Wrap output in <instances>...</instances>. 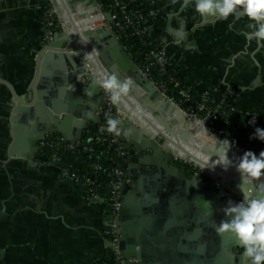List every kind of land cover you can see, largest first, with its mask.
Segmentation results:
<instances>
[{
  "label": "crops",
  "instance_id": "0c3cea01",
  "mask_svg": "<svg viewBox=\"0 0 264 264\" xmlns=\"http://www.w3.org/2000/svg\"><path fill=\"white\" fill-rule=\"evenodd\" d=\"M41 12L42 0H0V79L10 83L22 98L28 97L37 74L38 52L43 47ZM251 23L245 15L201 17L195 11V0H155L146 30L186 74L192 88L206 91L218 85L223 93L235 98L244 114H258L264 113V42L249 35ZM81 25L84 29L96 27L84 22ZM99 49L104 46L99 45ZM133 103L131 107L121 100L118 107L135 116L140 112L162 129L150 112ZM14 111L13 94L0 83V264H113L111 219L106 205L87 198L81 185L64 174L66 169L85 166L89 155L70 152L51 158L38 151L35 164L19 156L23 146L11 155ZM96 125L90 122L89 127ZM194 129L192 126L189 130ZM178 140L185 147L191 142L207 151L205 155L214 163L224 158L201 131L195 136L183 132ZM129 166L135 164L128 157L126 167L134 178L123 195L138 190L137 182L144 174L138 198L148 196L145 202L152 204L148 206L150 217L157 218L151 213L156 200L162 211L160 217L172 221L175 216L181 223L184 231L178 251L185 247L184 242L195 238L198 251H203L206 243L212 253L217 222L205 225L197 215L203 200L185 199L175 204L163 176H157L155 170L142 173ZM196 194L199 196L200 191ZM151 226L146 230L158 229L157 224Z\"/></svg>",
  "mask_w": 264,
  "mask_h": 264
},
{
  "label": "water",
  "instance_id": "95a60500",
  "mask_svg": "<svg viewBox=\"0 0 264 264\" xmlns=\"http://www.w3.org/2000/svg\"><path fill=\"white\" fill-rule=\"evenodd\" d=\"M58 1L68 27L65 28L66 32L58 31L38 52L37 74L28 97L22 98L10 83L0 79V83L10 88L15 101V111L11 119L14 137L11 155L17 147L23 146L24 151L19 153V156L35 164L39 143L54 134L61 135L76 147L90 122L99 125L103 116L107 115L106 111L99 113L105 103L102 88L98 87L96 82L112 74L121 80L130 78L133 86L127 95L122 97V101L131 107L133 102L141 105L152 114L162 129L140 112L135 116L122 108L126 115L115 111L113 118L120 121L121 136L125 140L124 148L130 154L129 160L135 164V167L129 168L139 169L142 173L155 170L157 176H163L164 181H161L170 187V198L175 204L179 200L202 199V208L197 211V215L202 217L205 225L212 222H217L218 225L220 220L225 219L222 209L227 206L229 200L235 201L233 196L222 195L217 187L199 174L190 176L185 169L171 160L168 150L179 153L210 173L220 176L224 184L230 185L232 192L241 194L237 188L240 174L234 164L226 171L218 166L224 164L227 167L225 150L228 145L221 144L222 140L214 143L224 155L218 163L208 159L205 155L207 151L201 150L191 142L185 143L193 151L185 147L178 140L179 134L184 132L195 136L203 127L197 125L194 119L143 73L110 27H82L83 20L99 12V0ZM242 15L244 13L241 11L240 16ZM106 18L111 21L110 14H106ZM69 29L75 36L73 39L67 35ZM99 45H103L104 49L100 50ZM88 92L92 95H87ZM192 126L195 127L193 131L189 130ZM195 151L202 152L203 155ZM244 152L233 145L228 155L235 161ZM143 175L137 182L139 189L142 188ZM129 187H132V184L124 185L123 191ZM139 189L135 192L128 191L125 195L122 193L118 220L121 238L118 245L125 264H248L241 259L240 253L243 249L239 240L231 233L220 236L215 232L212 253L206 243L203 251H198L195 238L184 242L185 247L178 251L181 248L180 236L184 231L181 223L175 216L172 221L160 217L162 211L159 210L160 204L156 200L154 211L151 213L157 218L150 217L148 206L152 204L145 202L148 196L138 198ZM196 190L200 191L199 196ZM205 200H212V207H208ZM148 226H156L158 229L147 231ZM205 240L204 242H208Z\"/></svg>",
  "mask_w": 264,
  "mask_h": 264
},
{
  "label": "built area",
  "instance_id": "2783aa9c",
  "mask_svg": "<svg viewBox=\"0 0 264 264\" xmlns=\"http://www.w3.org/2000/svg\"><path fill=\"white\" fill-rule=\"evenodd\" d=\"M103 0H99L97 8L99 12L94 16L99 17L107 22V27H110L116 37L120 41L119 34L117 33V29L119 31H124L127 26L135 28V34L142 38L146 35V21L147 17L142 12L129 13V6L140 0H111L108 8H105L102 4ZM142 1V0H141ZM145 1V0H143ZM148 1V0H146ZM153 5L155 4V0L152 1ZM61 6L59 5L58 0H42V12H41V20H42V44L43 47L46 46L47 41L52 40L55 34L59 32H66L65 28L68 27V22L63 13H61ZM106 14H110L111 21H108L106 18ZM67 35L70 39H73L75 36L72 30L69 29ZM160 51L155 52L151 51L150 56L156 61L158 65H165L169 61V57L164 49V47L159 44ZM138 63V62H137ZM140 66V64L138 63ZM141 67V66H140ZM143 73L166 95L164 86H158L149 76V74L141 67ZM185 97L188 96L189 91L182 92ZM102 97L104 99V106L100 108L99 113L102 114L104 111L107 112V115L103 116V119L107 122L108 119L113 118V114L115 111H118L120 115H126V113L121 110L118 105H113L109 99V95L102 89ZM168 97V96H167ZM169 98V97H168ZM171 99V98H169ZM175 102L181 109H183L175 100L171 99ZM226 102L229 100L226 98ZM207 99L204 97L203 101L198 104L195 110L186 111L187 115L196 121L197 125H201L203 127V131L205 135L212 139L213 141L224 140L226 139L225 126L229 124L227 117L225 116L223 119L218 120V110H213L208 108L206 105ZM231 112L235 114L238 119L244 114L238 107L231 106ZM237 120V119H236ZM258 121L261 123L264 122V113H258ZM238 121H236V124ZM97 126V125H96ZM95 126V127H96ZM233 130L239 129L241 133L249 140L253 141L256 145L255 150H251L259 155V152L264 150V142L259 141L258 139H250L255 131V127L264 128V125H251L249 122H242L238 125L231 126ZM90 128H87L84 133L82 139L77 143L76 147L70 144L64 137L59 134H54L52 136H47L44 141L39 143V151L51 152V158H58L61 156V153H78V154H87L89 156H93L95 154L94 149L89 145L90 141H95L96 143H101L103 145L109 144L118 146V154L117 159L111 160V169L108 172V177L110 179L107 184V193L101 195L97 193V180L95 178L96 174L102 170L101 163H95L91 170L88 169L87 166L81 167L80 169H66L64 174L66 176L74 179L81 187L83 188L85 195L90 199H98L103 202L107 209H109V215L111 219V225L109 228V237L113 244V264H125V260L121 255L119 250V241L121 238V228L118 225V220L120 217L121 203H122V193L123 186L127 184H131L133 182V174L127 169L126 161L129 157V152L124 148L125 140L120 134L117 135L115 133H109L107 131V126L98 125L95 129L97 130L95 135L90 136ZM90 136V137H88ZM230 139V138H227ZM233 142L234 146L241 148L242 150L249 151L247 147H243L238 143ZM171 160L176 164L181 166L185 171L191 174H199L201 175L208 183L217 187L218 191L224 196H233L236 202L242 199V195L236 192L231 191L230 185L224 184L223 180L220 176L215 175L207 171L205 168L201 167L197 163L188 160L181 156L179 153H176L172 150H168Z\"/></svg>",
  "mask_w": 264,
  "mask_h": 264
},
{
  "label": "clouds",
  "instance_id": "9594fccd",
  "mask_svg": "<svg viewBox=\"0 0 264 264\" xmlns=\"http://www.w3.org/2000/svg\"><path fill=\"white\" fill-rule=\"evenodd\" d=\"M195 11L201 17L227 19L230 16L239 17L242 11L252 21L249 27L251 37L258 42H264V0H195ZM108 95L113 105L120 104L122 97L126 96L133 86L130 78L121 80L117 75H108L96 82ZM87 95H92L88 92ZM107 131L120 134V121L116 118L107 120ZM255 126L256 118L249 122ZM250 139H258L264 142V128L255 127ZM227 144L224 164L218 166L225 171L234 167L240 174V183L237 185L242 199L238 202L229 200L227 206L222 209L225 219L220 220L214 230L220 236L226 233L233 234L240 242L242 252L241 259L248 264H264V150L257 155L249 150L235 161L229 158L233 142L230 139L220 141ZM205 203L211 207L212 202Z\"/></svg>",
  "mask_w": 264,
  "mask_h": 264
},
{
  "label": "trees",
  "instance_id": "16d2710c",
  "mask_svg": "<svg viewBox=\"0 0 264 264\" xmlns=\"http://www.w3.org/2000/svg\"><path fill=\"white\" fill-rule=\"evenodd\" d=\"M152 1L154 0H140L131 4L128 9L129 13L142 12L148 16L153 6ZM110 3L111 0L102 1L105 8H108ZM135 31V28L129 26H127L124 31H119V29H117L121 44L128 50L131 57L145 69L158 86H164L165 93L169 98L175 100L184 110L191 111L195 110L205 97L207 99L206 105L208 108L218 110V122L225 116L227 117L229 124L225 126L226 137L250 150L256 149L255 143L247 139L241 133L240 128L233 130L231 126H234V124L236 126L242 122H250L253 117L256 118L257 125H264V122L260 124L258 121V114H243L238 119V117L231 112V106H237L235 98L223 93L218 85L213 84L206 91H199L192 88L186 74L171 62L170 59L165 65H158L153 57L150 56L151 51L159 52L161 47L149 32L145 29L146 35L140 38L135 34ZM183 91H189L187 97L183 95ZM226 98L229 102L225 101ZM236 121H238L237 124ZM101 125L107 126L106 121L103 120ZM96 127H98V125ZM96 127L90 128V136L95 135L97 131L95 129ZM83 138H85V136ZM89 145L94 149L95 154L89 156L85 166L91 170L95 163L102 164V170L96 174L95 178L98 184L96 189L97 193L104 195L107 193V184L110 181L108 172L111 169V160L113 158L117 159L118 146L116 144L103 145L95 141H90ZM44 154L50 156L51 152L45 151ZM63 154L66 153H61V155Z\"/></svg>",
  "mask_w": 264,
  "mask_h": 264
},
{
  "label": "bare ground",
  "instance_id": "6f19581e",
  "mask_svg": "<svg viewBox=\"0 0 264 264\" xmlns=\"http://www.w3.org/2000/svg\"><path fill=\"white\" fill-rule=\"evenodd\" d=\"M100 18L99 17H96V16H92V17H90V18H88V19H86V20H83L82 22H84V23H88V24H96V22L99 20ZM82 22H81V24H82ZM92 29H96V27L95 28H92ZM201 132H203L204 133V135H205V132L203 131V130H200ZM209 141V140H208Z\"/></svg>",
  "mask_w": 264,
  "mask_h": 264
},
{
  "label": "rangeland",
  "instance_id": "374dc122",
  "mask_svg": "<svg viewBox=\"0 0 264 264\" xmlns=\"http://www.w3.org/2000/svg\"><path fill=\"white\" fill-rule=\"evenodd\" d=\"M96 28H100V27H103V26H107V22L106 21H104L103 19H99L97 22H96ZM202 138H203V136H202ZM205 138L207 139V140H209V142H212V143H215V141H213L212 139H210L209 137H207L206 135H205Z\"/></svg>",
  "mask_w": 264,
  "mask_h": 264
}]
</instances>
